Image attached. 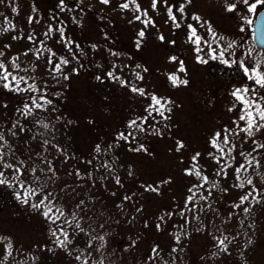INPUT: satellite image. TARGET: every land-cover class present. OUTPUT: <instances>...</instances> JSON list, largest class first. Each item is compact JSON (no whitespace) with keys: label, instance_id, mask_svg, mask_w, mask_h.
<instances>
[{"label":"rangeland","instance_id":"rangeland-1","mask_svg":"<svg viewBox=\"0 0 264 264\" xmlns=\"http://www.w3.org/2000/svg\"><path fill=\"white\" fill-rule=\"evenodd\" d=\"M65 2L69 7H73L72 5H76L78 0H65ZM123 2L124 0H111L109 5H104L100 3V0H83V4L80 5L83 13L80 9L73 12H61L58 0H4V3L0 4V13H3V16H0V22L7 17L11 23L16 25V30L0 33V49L6 52L7 57L23 53L32 46L26 38L29 31L35 30L37 36L43 39L42 34L46 25L53 23L51 16L56 15L58 17L56 23L65 18L74 25L77 44L86 54L84 57L98 68L97 72L93 68L94 73L91 71L92 74L84 77L86 82L83 81V84L79 81L75 82L78 78L74 77L76 73L72 69L76 68L79 71V67L71 60L68 53L65 54L71 62L64 70L75 88L71 90L73 92H70L69 99L71 101L74 92H77L75 102L78 107L82 108L78 114L83 116L82 124H84V128L80 127V135L73 141L74 147L81 153L83 159L63 161L67 165L65 168L68 172L74 173L76 168H79L82 173L90 171V166L84 164V161L92 159L95 144L101 143L103 146L114 144L117 133L126 130V124L130 119L145 115L144 109L150 103L147 96L141 97L132 93L128 87H122L119 82L107 77L106 73L111 70L113 63L121 66L116 74L123 79L135 81L146 92L166 97L174 102L171 106V119L164 122L168 127L165 129L163 124L157 125L161 128L162 135L141 133L136 142L129 144L120 141L119 146L112 149L111 155L118 157L115 171L121 179L122 186L117 185L112 177H109L103 183L96 181L94 187L89 185L88 188V195H99L97 197L99 200L105 197L106 208H113L114 205L121 203L124 195L133 196L132 202H124V206L127 205V209L131 210L126 209L125 212L136 213L138 218L142 219V225L132 223L125 226L123 230L121 229L113 239L117 248L115 250L113 242L110 243L111 245H108L106 249L108 251L106 259L113 256L115 261L119 254H126L128 259L134 258L136 264H141V261L145 262L148 256H151L152 246H158L160 249L163 244H167V241L174 239L173 233L178 234V226L183 225L181 224L183 220L178 214L179 210L184 205L188 189L198 182L195 177L185 175L184 169L190 166V158L195 152L202 154L199 163L206 170V174L220 181V188L212 193L214 197L212 212L217 221L215 229L220 230L222 224H225L233 231L236 221L244 219L242 213L239 217L227 218L229 213L240 211L234 210L231 205L238 202L242 191L232 187L234 177L231 170L226 179L213 176L217 165L208 156V152L214 151L208 141L214 131L224 126H233L232 121L238 112L228 111L233 103L230 93L235 87L251 82L246 79L244 72L236 64H221L219 61L212 60H209L207 65L197 63L195 46L188 41L187 25L192 24L197 27L198 33L204 39L211 41L212 38L206 26L200 27L196 21L191 19L193 13L198 14L202 17V21H208L211 24L217 34L224 36L225 41L235 40L242 43L245 49L250 46L251 26L244 25L246 30L241 33L242 22L239 16L225 11L224 0H193L191 5L186 6L187 18L181 20V28L176 29L167 19L163 5L158 7V11H153L151 0H138L142 8L148 10L155 23V26L145 28L143 23L134 19V9H120L119 5ZM169 2L179 6L184 3V0H169ZM13 7L17 9L15 13L12 12ZM33 7L37 10L36 13H33ZM238 8L246 13L243 6H238ZM30 15H33L40 23L29 24ZM73 16L79 23L73 22ZM177 16L179 19L178 13ZM4 26L7 27V25ZM21 30L25 38L13 40V36L21 35ZM140 30L145 31V36L141 40L140 47L137 48L136 42L141 39L138 37ZM160 34L165 36V41L158 39ZM84 37H90L91 41ZM58 39L59 35L56 34L47 43L49 47L63 56V45L57 43ZM225 41H220V44L226 46ZM4 45H11V47L10 49L4 48ZM92 45L96 46L95 49ZM61 46L62 49L58 48ZM109 50L120 55L112 56ZM205 52H207L206 48ZM256 52L264 54L262 49H257ZM237 54L239 55V50ZM77 55L80 56L79 52ZM172 56H176L178 61H184L186 74L177 73L179 64L178 61L169 60ZM21 60L31 61L32 57L31 55L21 56ZM245 62L249 63L248 60ZM137 64L147 68V72L142 73L144 77L142 81L135 80L133 75L134 72L140 71L136 68ZM217 65H222L224 68L236 67L245 77L241 79L234 74L226 77L216 69ZM211 67H214V73ZM85 73L83 71L82 76ZM173 73L180 75L182 79H188V85L173 87L168 79V76ZM35 74L42 77L47 76L43 63ZM98 75L102 78L99 82L94 80V76ZM17 100L12 98L8 92L0 90V104L6 103L7 107L16 108ZM1 109L2 107H0V114ZM45 115L48 114L45 113ZM256 138L264 142V136L257 134ZM177 140L183 141L186 145L179 153L175 151ZM137 144H143L148 150L147 153L130 151V148L136 147ZM243 148L245 151L250 150L251 142L244 144ZM237 159H240L238 155ZM129 170L132 171V175L128 174ZM103 171L101 169L99 174H103ZM165 180L169 183L161 184L159 193L144 190V185H156ZM254 183L258 188H264V181H261L260 177H255ZM225 188L228 189L227 192L223 191ZM113 192L115 195H112ZM204 195L208 193L204 192ZM86 197L84 192L81 198L87 202ZM245 206L251 207L254 213L250 217L258 222V226L249 235L253 241L251 244H247L249 237L244 238V241L240 240L230 244L227 253L220 252L214 255L217 248L213 234L220 236L221 233L218 234L219 231L211 233L214 228L210 227V220L204 216V213H201L200 220L203 223L195 221L193 225L185 226L188 235L187 240L178 246L184 249L181 254L197 256L199 262H204V264H221V260L223 264H264V203L246 204ZM137 208L142 210L137 212ZM169 212L176 214L171 218L165 215L164 221L158 220L160 216ZM134 217L137 218L135 214ZM225 219H228V223H222ZM156 223H160L159 230H157ZM197 229L200 230L197 231ZM0 237L6 238L0 241V259H2L4 245L9 242L7 238H10L13 244L12 255L5 264H15L23 251L27 253L23 254L26 256V264H33L32 255L28 252H34L35 246H39L37 249L42 250L41 252L44 251L42 254L49 255V261H53V264H78L74 255H69L60 248H56L55 254L51 256L48 245L53 243V238L50 236L49 222L39 212L17 201L11 189L2 186H0ZM132 241H135L134 246H130ZM241 254L243 255L242 261L239 258ZM29 256L31 259L27 260ZM156 262L159 263V261ZM111 263L113 264V261ZM34 264L37 263L34 262ZM171 264L193 263L172 261Z\"/></svg>","mask_w":264,"mask_h":264},{"label":"snow or ice","instance_id":"snow-or-ice-1","mask_svg":"<svg viewBox=\"0 0 264 264\" xmlns=\"http://www.w3.org/2000/svg\"><path fill=\"white\" fill-rule=\"evenodd\" d=\"M2 3H4V0H0V4ZM100 3L109 5L111 0H100ZM192 3L193 0H184V3L175 6L169 0H151V9L158 11V7L163 5L166 9L167 19L171 21L174 28L179 29L181 28V20L187 18L186 6ZM81 4H83V0H78L75 8H73L69 7L65 0H58V7L61 12H73L76 9H80ZM224 6L226 12L235 13L239 16L242 22L241 33L246 30L244 25H255L254 35L257 43L264 47V11H262L264 9V0H224ZM238 6H243L246 9V13L241 12ZM119 7L121 10L134 9V19L143 23L145 28L155 26L148 10L143 9L138 0H124ZM80 10L82 11V9ZM16 11L17 9L13 7L12 12L15 13ZM36 12L37 10L33 7V13ZM177 13L179 14V19ZM0 16H3V13H0ZM51 19L53 23L46 25L42 34L43 39L37 36L35 30L29 31L26 38L32 46L23 53L7 57L6 52L0 49V90L15 95H23L24 97L21 105L14 110L16 120L11 123V127H0V186L11 189L17 201L39 212L49 222L50 236L53 238L56 248L65 250L69 255H73V250H75L74 258L78 264H104L109 233L105 231L106 221H104V213L98 214V219L101 222H97V219L93 218V215L97 214L89 215L92 209L88 207V204L95 203V198L88 196L87 202L85 199L80 198L69 204L66 197L70 186L65 184L59 190L56 187L60 179L58 175L60 170L55 166L54 160L63 157V161L67 162L69 159L74 158V154L69 155L67 149L61 146L56 138V125L51 119V114L59 111L55 100L60 98L61 93L51 91V89L59 86L62 80L69 79V75L65 73L64 69L70 64L71 60L78 61L77 52H79L80 56L86 54L79 44H76L70 36L65 35L66 27L64 21L59 20V23H56L58 20L56 15H52ZM191 19L196 21L200 27L206 26L207 32L212 38L211 41L204 39L198 33L197 27L192 24L187 25L189 30L188 41L195 46L194 52L196 53L197 63L207 65L209 60H212L219 61L221 64H236L242 69L246 79L251 82L250 84L235 87L230 93L233 103L228 108V111L238 112V115L232 121L233 126H224L220 130L214 131L208 141L210 147L214 150L208 152V156L217 165L213 176L226 179L231 170L234 177L232 187L242 191L238 202L231 205L234 210L240 211L229 213V218L239 216L241 213L246 218L251 212V207L245 206L246 204L264 203V188H258L256 183H254L255 177H260L261 181H264V142H260L256 138L257 134L264 136V54L256 52L253 46L245 49L242 43H238L235 40L225 41V37L217 34L211 24L208 21H202V17L198 14L193 13ZM72 20L74 23H79L75 16L72 17ZM28 23H40V21L30 15ZM4 25H7V27ZM14 30H16V25L11 23L7 17L4 18L3 22H0V33ZM56 34L59 35L57 43L63 44L67 53L71 56V60L67 56L59 55L57 51L48 46L47 42ZM144 36L145 31L140 30L138 37L141 39L136 42L137 48L140 47ZM24 38L22 30L20 36L12 37L13 40ZM158 39L163 42L165 41V36L160 34ZM220 41H225L226 46H222ZM171 43H175V41H171ZM213 44H215V47H213ZM10 47L11 45H4V48L10 49ZM73 47H75L76 51L73 50ZM92 47L95 49L96 46L92 45ZM205 48L207 52H205ZM237 50H239V55ZM109 51L112 56L118 57L120 55L117 52ZM29 55L32 57L31 61L21 60V56L28 57ZM226 56L228 57L227 59L225 58ZM169 60L177 62L178 58L172 56L169 57ZM246 60L249 63L246 64ZM41 63H43L47 78L35 75ZM178 64L177 73L186 74L184 61L179 60ZM80 67H83V65ZM120 67L113 63L111 70L106 73L107 77L112 81L119 82L122 87H128L132 93L141 97L147 96L150 103L144 109L145 115L135 116L130 119L126 124V130L117 133L114 144L107 146H103L101 143L95 144L92 159L84 161L90 166L91 171L82 173L79 168L74 170L78 182L87 180L93 187L97 179L103 183L109 176L112 177L117 185H121V179L115 171L118 157L111 155L112 149L118 147L120 141L129 144L134 143L141 133L160 136L162 131L157 125L163 124L166 129L168 125L164 122L171 119V106L174 102L166 97L146 92L135 81L123 79L116 74L117 69ZM136 68L140 71L133 73L135 80L142 81L144 79L142 73L147 72V68L139 64L136 65ZM72 71L78 74V69L73 68ZM29 73H32V75H29ZM96 79L101 80L102 78L98 75ZM168 79L173 87L186 86L189 83L188 79H182L176 73L170 74ZM48 80L53 81V83L49 84ZM0 107L6 108L7 104H0ZM45 113L49 115H42ZM55 120L61 121L63 117L56 115ZM26 122L31 123L33 128L43 129L41 132H35L32 137V139L40 137L41 140L42 151L35 153V158L32 153H29L26 158H21L17 155V150L12 144L13 139H18L17 129L19 132L33 130L26 128ZM71 123L72 121H67V124ZM249 141L251 142V149L245 151L243 145L248 144ZM185 147L186 145L183 141H176V152H181ZM49 148L54 149L59 153V156L48 159ZM130 151L147 153L148 150L143 144H137L136 147L130 148ZM201 155L200 152H195L190 158V166L184 169L185 175L195 177L198 182L192 184L188 189L184 205L179 210L178 214L184 219V224L178 226V234L173 233L177 245H180L182 237H187L188 235L185 229L186 225L192 221L203 223L200 220L201 213L213 210L214 197L212 193L220 188L219 179L211 178L206 174V170L200 166L199 159ZM237 155L240 159H237ZM37 160L39 163H37ZM101 169L104 170L103 174L99 177H94V173L99 172ZM68 174L73 175L72 172ZM128 174L132 175L133 173L129 170ZM166 183H169V181L165 180L160 182V184H149L143 187L145 191L159 193L161 184ZM87 186L83 183H77L76 185V187L81 189ZM223 191L227 192L228 189L225 188ZM204 192H207L208 195H204ZM77 195L76 188H72V196L75 197ZM112 195H115V193L113 192ZM132 200V195H124L121 203L116 204L115 207L123 211L124 202H132ZM141 210V208L136 209L137 212ZM174 214L176 213H165L158 220L164 221L165 215L171 218ZM222 223H228V219H225ZM238 223L243 225L244 219H240ZM93 224L96 227H92ZM156 227L159 230L160 223H157ZM247 227L251 228L253 225L249 224ZM97 229H100V231H97ZM199 230L197 229V231ZM81 235L84 237L81 242L83 247H77L76 244ZM4 239L6 238L0 237V241ZM7 239L9 242L4 245L0 264H5L12 255L13 244L10 238ZM213 239L218 250L217 253H214L215 255L219 254V252L227 253L229 245L237 239V236L232 235L230 237L223 234L215 236L213 234ZM252 242L251 237H249L247 244ZM134 244L135 241H132L130 246H134ZM48 250L53 251L54 249ZM183 250L182 246L173 247L171 252L177 253ZM151 253L149 261L154 262L159 259L161 264H168V261L163 259L158 246H154L151 249ZM241 256L243 258L242 254ZM36 259L38 258L32 257L33 262ZM171 259L175 261L176 257L171 256ZM23 264H26V261Z\"/></svg>","mask_w":264,"mask_h":264},{"label":"trees","instance_id":"trees-1","mask_svg":"<svg viewBox=\"0 0 264 264\" xmlns=\"http://www.w3.org/2000/svg\"><path fill=\"white\" fill-rule=\"evenodd\" d=\"M72 6L75 7V4H73ZM82 12L84 13V11H82ZM63 21H64L65 27H66L65 35L70 36L72 38V40L77 44L78 40H77V36L75 34L74 25L72 23L68 22L65 18H63ZM84 38L91 41L90 37H84ZM58 48L62 49V46L58 47ZM73 50L76 51L75 48H73ZM66 53H67V51L63 46V56H65ZM69 57L71 58V56H69ZM78 57H79L78 61L72 60L79 67L78 74L76 73V75L74 77L78 78V79H75V82L79 81L81 84H83V81L86 82L84 80L85 79L84 77L87 76V74H92L91 71H93L92 70L93 68H94V71L97 72L98 68L93 64V62L88 60V58H86L84 56L83 57L78 56ZM81 65H83V67H80ZM83 71L86 72L84 76H82ZM94 71H93V73H94ZM29 75H32V73H29ZM37 77H42V76H37ZM42 78H47V76H44ZM94 80L99 82V80L96 79V76H94ZM48 83L52 84L53 81L48 80ZM73 88L74 87H73V84L71 83V79H68V80H62L60 82L59 86L51 89V91L61 93L60 98L55 100V103H56L59 111H58V113L51 114V119L56 125V133L55 134H56V138L59 141L60 145L67 149V152L69 153V155L74 154V158H72L70 160H73L75 158L83 159L81 153L76 149V147H74L75 144L73 143L74 139L78 138V136L81 133L80 127L84 126V124H82V117L83 116L81 114H78V112L80 113V110H82V108L78 107L77 106L78 104L75 102V100H76L75 94L77 92H74L71 101L69 99L70 92H73V91H71ZM8 94L12 98L18 99L17 102L15 103L16 108L21 105L22 100L24 98L23 95H15V94H11V93H8ZM88 100H90V99H88ZM94 100H97V99L94 98ZM16 108H13V107L4 108V107H2V109H1L2 113L0 114V127H11V123L16 120V113L14 111ZM56 115L62 116L63 120L56 121L55 120ZM67 121H72V123L67 124ZM88 126H90V125H88ZM26 128L33 129V130L32 131L26 130L24 132H19V130L17 129L18 139L12 140L13 147L16 148L17 155H19L21 158H26L29 155V153H32L33 157H34L35 153L42 151L40 137H37L36 139H32V137H33L35 132H41V131H43V129L33 128V125L31 123H27V122H26ZM54 156H59V153H57L54 149L49 148L48 159H53ZM57 161H60V162H57ZM37 163H39L38 160H37ZM54 164L60 170L58 172L60 179L56 185L57 190H59L65 184L70 186L68 189V196L66 197L67 202L69 204L74 203V201L76 199H80L81 195L84 194V192L86 193L87 197L92 196V195L87 194L89 192L88 188L90 185L87 180L78 182L74 173H73V175L68 174L69 172L65 168L67 165H65L63 163V157H60L59 159L54 160ZM87 166H89V165H87ZM122 166H123V164H122ZM99 173L100 172H95L94 177H99L101 175ZM109 177H111V176H109ZM97 181H99V180L97 179ZM77 183H83V184L88 185V186L81 189V188L76 187ZM74 187L76 188V192L78 193V195L75 197L72 196V188H74ZM87 197H86V199H87ZM92 197L95 198V203H89L91 205L88 204V207L92 209V212H90L89 215H93L94 213L97 214V215H93V218L97 219V222H101L98 219V214L104 213V221H106L105 231H107L109 233L107 246L111 245L110 243L113 242V244H114L113 248L114 249L117 248L113 239L116 238L117 234L121 231V229L123 230L125 228V226L132 224V223H138L139 225H142L143 221H142V219L138 218V215L136 213L132 212V214H129L128 212H125V210L128 208L127 205L124 206L123 211L118 210L115 207V205L113 208H111V207L106 208L107 204L105 202V197L100 198V200L97 198V197H99V195L98 196H92ZM127 210H129V209H127ZM129 211H131V210H129ZM253 213L254 212L251 211L250 214L246 218L243 216L244 217V224L243 225H240L238 223L239 220H237L234 227H233V229H234L233 231H231L230 228L226 227L225 224H222L220 230L215 229V226H217V221L215 220L216 217L212 211L211 212H208V211L204 212V216H206L210 220V222H209L210 227L212 226V228H214V230H212L211 233H213V231L214 232L219 231L218 234L221 233L223 235H228L230 237L232 235H235V236H237V239L233 243H237V241H240V240L244 241V238L245 239L248 238L249 235H251V233H253L252 230L258 226L257 225L258 222H256L255 220H252L250 217ZM134 214L137 216L136 219L134 217ZM209 214H210V218H209ZM239 216H237V217H239ZM227 218L229 219V216ZM181 220H183V223H181V224H184V219L181 218ZM193 223H195V221H192L190 224H188V226L193 225ZM249 224L253 225V227L248 228L247 225H249ZM156 225H157V223H156ZM92 227H96V225L93 224ZM186 227H187V225H186ZM97 231H100V229H97ZM83 239H84V237H83V235H81L79 237V240L77 241V244H76L77 247H83V244L81 243L83 241ZM185 240H187V237H182L181 243L185 242ZM165 245H167V247H165ZM48 246L50 249H54L50 253L51 256H53V254H55L56 247H55L54 243H51V245H48ZM163 246H161V248H160L161 255H162L164 260L168 261V264H171L173 261L171 259V256L176 257L175 261H173V262H178V263L189 262V263H193V264H204V262H199L200 260H198L197 256H192L190 254L187 256V254L183 255V254H181V252L172 253L171 250L173 247L180 246V245L176 244L175 239H171V240L167 241V244H163ZM35 247L36 248L34 249L35 250L34 252H32V251L28 252V254L32 255V257L35 255L38 258L34 262H36L37 264H49V262H50V264H53V261H51V260L49 261V255L46 256V255L42 254L44 251L41 252L42 250L37 249L39 246H35ZM153 247L154 246H152L151 249ZM18 249L19 248H17V250ZM106 249H107V247H106ZM106 249H105V255L107 258L108 251ZM63 251H65V250H63ZM217 252L218 251L215 250V253H217ZM22 253L25 255L27 254L24 251ZM23 254H22V256H24ZM150 254L152 255L151 251H150ZM170 254H171V256H170ZM73 255L75 256V250H73ZM22 256H21V254L18 256L15 264H23V262L26 261V256H24V258H22ZM148 257H150V256H148ZM29 258L31 259V257L29 256V257H27V260ZM106 258L104 260V264H109V263L112 264L111 261H113V264H122V262H125V264H136V260L134 258L128 259L126 254H122V255L119 254V256L116 257V260H115L116 263H114L115 261H114L113 256L109 258L110 260L106 259ZM182 258H184V259H182ZM239 258L242 261V256H239ZM156 261H159V263H157ZM156 261L151 262V261H149V258H148L145 262L141 261V264H161V261L159 259ZM31 262L34 264L33 261H31ZM220 262H221V264H223L222 260Z\"/></svg>","mask_w":264,"mask_h":264},{"label":"flooded vegetation","instance_id":"flooded-vegetation-1","mask_svg":"<svg viewBox=\"0 0 264 264\" xmlns=\"http://www.w3.org/2000/svg\"><path fill=\"white\" fill-rule=\"evenodd\" d=\"M250 46H253L254 48L256 47L255 48V51H257V49H260L258 46H256L253 43V41L251 39V36H250ZM215 67H216V69L219 72H222V74H224V76H226V77L229 76V75H231V74H234V76L240 77L241 79L245 77L244 74H242L241 71L238 68H236V67H233V68H224L222 65H217ZM210 69H211L212 73H214V67H211Z\"/></svg>","mask_w":264,"mask_h":264},{"label":"water","instance_id":"water-1","mask_svg":"<svg viewBox=\"0 0 264 264\" xmlns=\"http://www.w3.org/2000/svg\"><path fill=\"white\" fill-rule=\"evenodd\" d=\"M262 11H264V9H262ZM254 32H255V25H252V39H253V41L255 42L256 45L262 47L261 45H259V44L257 43V39H256V36L254 35ZM263 48H264V47H263Z\"/></svg>","mask_w":264,"mask_h":264}]
</instances>
